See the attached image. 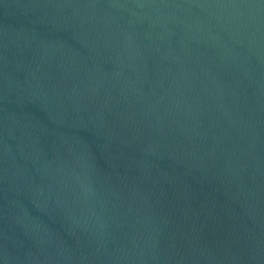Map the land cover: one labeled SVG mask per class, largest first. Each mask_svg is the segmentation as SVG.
<instances>
[{"label":"water","instance_id":"1","mask_svg":"<svg viewBox=\"0 0 264 264\" xmlns=\"http://www.w3.org/2000/svg\"><path fill=\"white\" fill-rule=\"evenodd\" d=\"M0 264H264V0H0Z\"/></svg>","mask_w":264,"mask_h":264}]
</instances>
